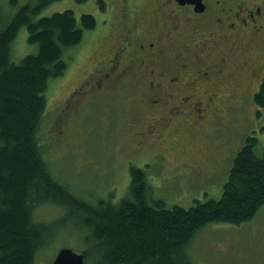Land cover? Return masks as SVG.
Here are the masks:
<instances>
[{
  "label": "trees",
  "instance_id": "1",
  "mask_svg": "<svg viewBox=\"0 0 264 264\" xmlns=\"http://www.w3.org/2000/svg\"><path fill=\"white\" fill-rule=\"evenodd\" d=\"M53 1L24 4L0 25V264H38L36 254L62 222L35 221L41 205L65 210L80 230L84 264H192L185 248L198 230L247 223L264 206V154L255 153L256 137L247 136L236 152L218 199L166 207L151 196L145 170L133 165L128 194L117 203H90L73 194L53 176L40 147L44 92L50 79L66 72V52L96 20L89 13L77 19L69 9L35 20ZM23 26L37 50L13 62L11 44ZM263 96L264 85L255 97L261 107Z\"/></svg>",
  "mask_w": 264,
  "mask_h": 264
},
{
  "label": "rangeland",
  "instance_id": "2",
  "mask_svg": "<svg viewBox=\"0 0 264 264\" xmlns=\"http://www.w3.org/2000/svg\"><path fill=\"white\" fill-rule=\"evenodd\" d=\"M12 1H0L1 27L22 5L33 2ZM102 1L111 2L56 0L34 16L36 20L69 9L77 19L89 13L96 20L95 28L85 31L80 43L66 52L71 57L66 72L50 79L44 92L46 110L39 140L53 176L87 202L108 199L117 203L128 194L129 168L134 165L145 170L151 196L163 200L166 207L188 208L196 202L218 199L232 160L248 135L257 137L256 155L264 154V107L237 100L222 118H212L193 136L167 134L171 126L157 137L144 138L141 144L139 128L132 124V92L120 90L115 96L85 101L67 114L65 133L57 134L58 108L109 46L99 43L104 18ZM36 50V44L27 42L26 27H21L11 44V60L18 62ZM156 152L168 153L174 164H158L153 155ZM64 216L65 210L53 205H41L34 211L35 221L56 224V220H62L53 229L54 236L36 254L38 264H51L61 248L82 251L80 230ZM185 252L192 264H264V206L247 223L204 226L195 233Z\"/></svg>",
  "mask_w": 264,
  "mask_h": 264
},
{
  "label": "flooded vegetation",
  "instance_id": "3",
  "mask_svg": "<svg viewBox=\"0 0 264 264\" xmlns=\"http://www.w3.org/2000/svg\"><path fill=\"white\" fill-rule=\"evenodd\" d=\"M137 1L103 2L99 43L109 46L58 108L57 134L85 101L120 90L132 92L141 144L171 126L167 134L193 136L237 100L256 105L264 85V0ZM153 155L174 164L168 153Z\"/></svg>",
  "mask_w": 264,
  "mask_h": 264
},
{
  "label": "water",
  "instance_id": "4",
  "mask_svg": "<svg viewBox=\"0 0 264 264\" xmlns=\"http://www.w3.org/2000/svg\"><path fill=\"white\" fill-rule=\"evenodd\" d=\"M51 264H84V258L81 253L74 252L69 248H62Z\"/></svg>",
  "mask_w": 264,
  "mask_h": 264
}]
</instances>
